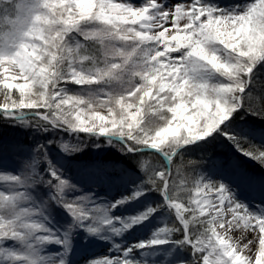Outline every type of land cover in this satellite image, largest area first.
Masks as SVG:
<instances>
[{
	"label": "snow or ice",
	"instance_id": "1",
	"mask_svg": "<svg viewBox=\"0 0 264 264\" xmlns=\"http://www.w3.org/2000/svg\"><path fill=\"white\" fill-rule=\"evenodd\" d=\"M261 70L264 0H0V120L52 134L0 143V264H70L77 233L81 250L110 244L84 264H146L142 250L162 245L189 254L167 264H264V202L253 210L226 182L264 192V176L212 156L199 174L203 156L188 160L191 177L172 171L217 142L264 169ZM89 140L132 160L139 176L117 166L111 178L127 195L105 201L58 166L56 149L72 155ZM133 201L142 210L116 214ZM53 209L70 218L61 229L49 227ZM157 216L148 239L119 242Z\"/></svg>",
	"mask_w": 264,
	"mask_h": 264
},
{
	"label": "rangeland",
	"instance_id": "2",
	"mask_svg": "<svg viewBox=\"0 0 264 264\" xmlns=\"http://www.w3.org/2000/svg\"><path fill=\"white\" fill-rule=\"evenodd\" d=\"M217 3H219L222 7H227L233 3H248L251 2V0H216ZM79 86H72L73 91H78ZM3 101V97H0V102ZM27 111V110H26ZM41 111H43L41 109ZM10 128V133L13 135V139H21L22 135H25L20 140V143L23 144L25 147L34 146V142L36 141H43L45 137L49 139V134L44 133V137L40 135L36 136L37 132H34L31 129L26 128H20L13 126L11 124H8ZM83 134V133H81ZM85 135V134H84ZM60 136L63 137L65 141H68L70 143H76V139H74V136H69L65 133H60ZM86 136V135H85ZM84 136V139H85ZM6 139L2 141H6ZM17 140V141H18ZM8 141H12V139H8ZM24 141H29L24 143ZM22 142V143H21ZM90 150V149H89ZM105 151L104 149H95L93 148L90 153L95 155H100ZM57 154V160H58V166H64L67 164V161H69L70 155H64L63 153L59 152V149L55 150ZM223 155V156H222ZM213 158L215 157H221V158H231L235 162V164L243 170L246 174L250 176H264V171L255 168L252 165V162L247 159L246 157L239 158V155L237 152H235L232 148H228L225 150V153H215L211 154ZM6 157L9 160L15 159L12 155L6 154ZM207 164V161L204 164H200L199 167H197L196 173L199 174L202 172ZM78 165V163H76ZM80 175L82 176V179L80 180V187L84 191H91L95 194H97L98 197L104 198L105 201H114L121 198L122 195H127L130 189L124 184V183H117L114 182L111 178L115 177L118 174H114L112 171L117 169V166L120 167L119 164L117 165H111L102 159H93L91 162H83L80 163ZM9 170H12L11 168ZM129 175L132 179H135L136 176H139L140 174L137 172H133L131 170H128ZM135 173V175H132ZM205 175H208V173H204ZM67 176V175H66ZM93 176L96 177V179H93ZM77 176H72L71 179L74 183H77L76 181ZM218 178V177H217ZM226 182H230V186L232 187L236 197L238 200L242 201L244 204L248 205L250 208L255 210L256 206L258 204H261L264 202V192H261L258 189H251L249 187L244 186L243 184H240L238 186V181L231 180V178H228ZM78 184V183H77ZM78 184V185H79ZM154 195V194H153ZM158 199V198H157ZM144 207V204L142 202L133 201L130 204H126L123 207L119 208V210L116 212L117 215H120L122 217L125 216H132L135 215L136 212L142 210ZM69 217L67 214L63 211V209H53L51 213V220L49 223V227L53 229H61L66 223L69 222ZM160 220V216H157L156 219L153 220L152 226L149 227H142V226H136V230H130L128 232H125L123 236L119 237V242L122 245H129L133 244L138 240H144L148 239L153 226H158ZM165 221L161 220V226ZM83 234L77 233L74 236L73 239V251L72 255L70 256V264H84V258H93L96 256H103L106 254H109L107 249L110 247V244H108L105 240H95V242L87 249V250H81L77 247L76 241L82 240ZM167 249V251H165ZM59 251V247L57 245H48L47 246V252L49 253H55ZM146 254L143 256L144 261L146 264H167L168 260H171L174 255H178L180 259H186L189 257V254L184 252L181 249H173L169 245H162L157 246L156 248H150L147 250H142ZM163 256L164 259L161 260L160 257ZM137 259H141L140 255L137 254Z\"/></svg>",
	"mask_w": 264,
	"mask_h": 264
},
{
	"label": "trees",
	"instance_id": "3",
	"mask_svg": "<svg viewBox=\"0 0 264 264\" xmlns=\"http://www.w3.org/2000/svg\"><path fill=\"white\" fill-rule=\"evenodd\" d=\"M261 84H264V70H261V72L257 76V85H256L257 88H259L261 86ZM47 134H49V136H50L49 139H51L52 134L51 133H47ZM37 135H40V133H36V136ZM12 136L13 135L10 133V128L8 126V123H6L3 120H0V143H3L6 146H11L13 144L20 143V140L23 137H25V135H22L21 137H19L21 139L15 140L12 138ZM41 136L44 137L43 134H41ZM80 136L84 139L85 135L80 134ZM6 138H7L6 141H2ZM46 138L47 137H45V139ZM59 138H60V136L57 137V139H59ZM73 138L76 139L75 136ZM8 139H12V141H8ZM84 140L87 142L88 137L85 136ZM26 142H29V141H24L25 144H26ZM99 142L101 144H103V139H101V141H99ZM93 148H95V147H92V141L89 140L87 143V146H85L82 151H79V152H76V153L70 155L69 161H67V164L62 167L65 175H67L69 178H71L72 176H77L76 181L79 184L80 180L82 179V176L80 175V171H79L80 170L79 164L83 163V162H91L95 158L102 159L103 161H105V162H107L113 166L119 164L122 169L131 170L133 172L139 173L138 169L135 168V165L133 164L132 160L126 156L121 155V153L119 151H117L115 148H113V147H100L101 149L105 148V151L103 153H101L100 155L91 154L90 151ZM228 148H232V146L227 144V143H224V142H217L214 145L209 146L204 151H201L199 149L194 148L192 151L185 153L183 155V157H177L175 159V161L173 163L172 171H173V173H175L177 170V167H179L181 169V175L182 176L191 177L194 170H193V167L188 164V160L200 161V158L203 156V157H205V159L203 161H201L200 164L202 165L207 161V157L210 156L211 154H215V153H223L224 154L225 150H227ZM95 149H99V148H95ZM232 149L235 151L234 148H232ZM7 154L11 155V153H7ZM237 154L239 155L240 159L242 157H244V156H241L238 152H237ZM250 161L252 162V165L255 168L264 171V169H261L258 164L254 163L252 160H250ZM158 162L159 161L154 160V163H158ZM76 163H78V165H76ZM196 170H197V168L195 169V172H196ZM112 172L114 174H118L116 169L113 170ZM79 186H81V185L79 184Z\"/></svg>",
	"mask_w": 264,
	"mask_h": 264
},
{
	"label": "bare ground",
	"instance_id": "4",
	"mask_svg": "<svg viewBox=\"0 0 264 264\" xmlns=\"http://www.w3.org/2000/svg\"><path fill=\"white\" fill-rule=\"evenodd\" d=\"M93 179H96V177H95V176H93Z\"/></svg>",
	"mask_w": 264,
	"mask_h": 264
}]
</instances>
